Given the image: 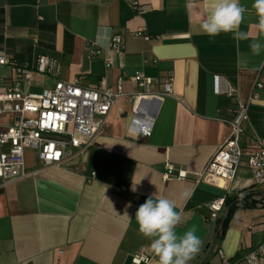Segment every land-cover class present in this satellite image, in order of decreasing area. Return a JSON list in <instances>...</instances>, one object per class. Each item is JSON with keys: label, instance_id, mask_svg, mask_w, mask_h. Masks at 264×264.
<instances>
[{"label": "crops", "instance_id": "0c3cea01", "mask_svg": "<svg viewBox=\"0 0 264 264\" xmlns=\"http://www.w3.org/2000/svg\"><path fill=\"white\" fill-rule=\"evenodd\" d=\"M137 1L149 10L136 15L128 0H0V52L31 69L37 55H52L61 68L57 78L34 72L23 93L38 94L62 80L124 95L77 163L43 167L35 151V160L27 162L28 149L23 151L28 176L0 188V264H137L139 254L149 259L139 264H158L135 221L138 207L155 193L177 201L184 219L178 233L195 226L203 240L189 264H244L252 249L264 245V202L249 171L240 168L222 187L202 179L228 137L225 120L236 98L245 102L254 82L262 89L249 108L242 144L252 148L264 140V52L252 56L250 41L237 42L231 33L203 34L207 0ZM253 2L240 0L248 9L241 29L255 36ZM114 35L122 38L120 52L109 48ZM136 72L154 84L136 87ZM169 75L172 95L158 98ZM17 78L16 69L2 67L0 94ZM229 87L236 98L226 95ZM138 93L147 97L139 101ZM15 118L0 115V131ZM133 179L140 181L136 192ZM97 183L106 186L104 194ZM244 190L252 206L224 205L211 218L208 203ZM185 191L188 199L181 198Z\"/></svg>", "mask_w": 264, "mask_h": 264}, {"label": "built area", "instance_id": "2783aa9c", "mask_svg": "<svg viewBox=\"0 0 264 264\" xmlns=\"http://www.w3.org/2000/svg\"><path fill=\"white\" fill-rule=\"evenodd\" d=\"M128 1L136 15L149 10L148 6L137 0ZM40 21L41 18H38L37 23ZM137 35L142 36V33L138 32ZM32 44L34 47L39 44L37 31L32 36ZM109 48L116 52L122 51V38L119 35L112 36ZM5 66L16 69L18 78L14 82L5 83L4 92L0 94V115L16 116L10 126L0 131V188L28 176L24 167L25 149L34 150L43 167L59 166L79 159L92 144L94 137L103 132L108 113L115 102L124 96L120 89L114 92L104 85L84 88L77 81L68 83L62 80H57L52 88L43 89L38 94H25L22 86L30 81L34 72L57 78L61 69L59 62L48 55H37L34 68L31 69L27 64H20L0 52V69ZM131 81L143 90L155 82L141 72H136ZM261 89L262 85L254 82L245 102L236 98L234 88L227 89L226 95L236 98L235 107L225 120L229 129L228 137L207 161L202 179L212 185L218 180L226 185L244 167L252 177L253 187L261 188L260 197L264 202V140H255L252 148L242 144L249 108L258 98ZM171 95L172 77L169 75L163 83V93L158 98ZM146 97L145 93L136 95L139 101ZM166 169L171 171V167ZM248 193L245 190L237 193L236 200H242ZM207 207L211 218L216 220L217 213L224 211V198L208 203ZM217 253L222 258L219 250ZM133 261L139 264L147 263L149 259L139 254ZM223 263L229 264L225 260ZM243 263L264 264V245L252 249L244 257Z\"/></svg>", "mask_w": 264, "mask_h": 264}, {"label": "clouds", "instance_id": "9594fccd", "mask_svg": "<svg viewBox=\"0 0 264 264\" xmlns=\"http://www.w3.org/2000/svg\"><path fill=\"white\" fill-rule=\"evenodd\" d=\"M251 7L256 16V22L252 25L256 30L255 36L241 29L248 9L241 5L240 0H207L206 16L200 24L201 32L209 37L231 33L237 42L250 41L248 47L251 55L259 57L264 52V0H254ZM238 64L244 66L246 61L239 60ZM107 145L110 147L112 144ZM139 183L133 179V192L137 191L136 185ZM100 187L104 194L106 186ZM189 197L187 191L181 194L182 199ZM124 216L129 218L127 212ZM135 221L139 234L150 240L151 251L157 257L158 264H189L201 251L203 240L196 234L195 226L182 234L177 232L184 219L175 199L153 194L138 207Z\"/></svg>", "mask_w": 264, "mask_h": 264}, {"label": "trees", "instance_id": "16d2710c", "mask_svg": "<svg viewBox=\"0 0 264 264\" xmlns=\"http://www.w3.org/2000/svg\"><path fill=\"white\" fill-rule=\"evenodd\" d=\"M39 40H40V37H39ZM46 42H47L46 43L47 46H49V44H50L51 41H49V39H48V41L46 40ZM50 57H53V56L50 55ZM224 205H226L227 207H229V206H235V207H250V206L253 205V201L251 199H249V196H245L240 201H237L236 200V197H234L233 199H226V198H224ZM228 216H229V209H228V212H227L225 218L221 222L220 229H219L220 234H223L224 230L226 229Z\"/></svg>", "mask_w": 264, "mask_h": 264}, {"label": "rangeland", "instance_id": "374dc122", "mask_svg": "<svg viewBox=\"0 0 264 264\" xmlns=\"http://www.w3.org/2000/svg\"><path fill=\"white\" fill-rule=\"evenodd\" d=\"M30 92H37L35 89H31L30 90ZM25 161L27 162V161H29V160H31V161H33V160H35V152H34V150H32V149H28V150H26L25 151Z\"/></svg>", "mask_w": 264, "mask_h": 264}, {"label": "bare ground", "instance_id": "6f19581e", "mask_svg": "<svg viewBox=\"0 0 264 264\" xmlns=\"http://www.w3.org/2000/svg\"><path fill=\"white\" fill-rule=\"evenodd\" d=\"M215 183H216L219 187H222V186H223V182L220 181V180L216 181Z\"/></svg>", "mask_w": 264, "mask_h": 264}, {"label": "water", "instance_id": "95a60500", "mask_svg": "<svg viewBox=\"0 0 264 264\" xmlns=\"http://www.w3.org/2000/svg\"><path fill=\"white\" fill-rule=\"evenodd\" d=\"M75 162L77 163V162H78V160H75Z\"/></svg>", "mask_w": 264, "mask_h": 264}]
</instances>
